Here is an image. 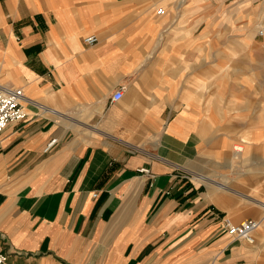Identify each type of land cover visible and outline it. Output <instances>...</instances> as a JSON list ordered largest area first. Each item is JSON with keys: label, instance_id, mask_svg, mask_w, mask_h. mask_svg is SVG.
<instances>
[{"label": "crops", "instance_id": "obj_1", "mask_svg": "<svg viewBox=\"0 0 264 264\" xmlns=\"http://www.w3.org/2000/svg\"><path fill=\"white\" fill-rule=\"evenodd\" d=\"M187 4L0 0V85L25 111L0 131L4 264H264V133H218L229 64ZM226 217L258 219L254 241Z\"/></svg>", "mask_w": 264, "mask_h": 264}, {"label": "rangeland", "instance_id": "obj_2", "mask_svg": "<svg viewBox=\"0 0 264 264\" xmlns=\"http://www.w3.org/2000/svg\"><path fill=\"white\" fill-rule=\"evenodd\" d=\"M261 1L264 0H203L205 29L212 22L211 16L218 28L215 38L205 33V57L209 56L208 47L214 43L220 47L221 61L227 60L229 64L225 62L226 67L221 69V77L227 79V83L221 86L216 99L218 113L224 112L222 109L237 113L234 117L216 118L214 125L218 124L220 135L239 136L261 128L264 133V116L261 115L264 112V28L255 29L258 23L264 26V14L253 18L254 8ZM195 2L188 0L185 13L196 12ZM259 30L263 33L259 34ZM231 89L239 94L228 92ZM242 103L245 104L243 111L240 110Z\"/></svg>", "mask_w": 264, "mask_h": 264}, {"label": "built area", "instance_id": "obj_3", "mask_svg": "<svg viewBox=\"0 0 264 264\" xmlns=\"http://www.w3.org/2000/svg\"><path fill=\"white\" fill-rule=\"evenodd\" d=\"M262 33L263 31L259 30V34ZM84 40L87 43H94L97 41V36L90 34L86 36ZM122 94V87H120L113 92L111 100H118L121 98ZM23 98L24 94L20 87L0 85V131H2L10 122L20 121L25 117V111L22 105ZM54 141V138L51 139L47 143L46 149L49 148ZM137 170L146 175L148 179L153 177L150 168L146 166H141ZM223 222L225 230L230 237L233 239L244 240L248 243L254 241V231L260 224V221L255 218H246L240 222L234 223L226 217ZM6 258V253L3 252L0 247V264H4Z\"/></svg>", "mask_w": 264, "mask_h": 264}, {"label": "bare ground", "instance_id": "obj_4", "mask_svg": "<svg viewBox=\"0 0 264 264\" xmlns=\"http://www.w3.org/2000/svg\"><path fill=\"white\" fill-rule=\"evenodd\" d=\"M240 148H241V145H238V147H235V146H234V149H235V150H240Z\"/></svg>", "mask_w": 264, "mask_h": 264}]
</instances>
